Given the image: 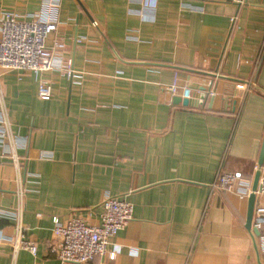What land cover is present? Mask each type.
I'll return each instance as SVG.
<instances>
[{"label":"crops","instance_id":"obj_1","mask_svg":"<svg viewBox=\"0 0 264 264\" xmlns=\"http://www.w3.org/2000/svg\"><path fill=\"white\" fill-rule=\"evenodd\" d=\"M44 1L0 0V11L33 14ZM57 1L45 42L54 67L0 74L10 130L0 142V264H61L52 218L95 224L107 194L130 202L132 219L111 239L113 258L84 264H264L245 227L248 196L212 188L218 170L253 176L257 165L264 0ZM175 76L190 92L208 88L205 98L174 103ZM40 78L49 99L37 94ZM17 222L35 254L13 251Z\"/></svg>","mask_w":264,"mask_h":264},{"label":"built area","instance_id":"obj_2","mask_svg":"<svg viewBox=\"0 0 264 264\" xmlns=\"http://www.w3.org/2000/svg\"><path fill=\"white\" fill-rule=\"evenodd\" d=\"M147 7H153L154 0H144ZM241 3L243 0H234ZM58 6L57 0H45L39 12L23 13L18 9L0 11V74L10 70H29L36 75L54 67V52L46 46V38L56 32L58 22L52 11ZM56 47L60 46L54 42ZM249 84V83H248ZM245 83H238L237 88H246ZM172 95L189 97L190 90L178 84L176 76L168 86ZM0 88V97H1ZM37 94L41 99L52 97L50 83L39 79ZM10 134L9 122L4 114L0 115V142ZM9 156L16 161L13 152ZM253 176L240 171L218 170L212 188L236 192L246 197L251 192ZM255 202L251 227L258 231L256 246L264 256V163L260 167L257 188L254 191ZM99 221L90 224L81 216H71L65 221L52 218L53 244L57 260L62 263L84 264L97 256L113 258L118 248L111 247V239L132 219V204L125 199L107 194L101 200ZM17 216V213L15 214ZM15 218V219H17ZM16 234L11 240L13 251L24 248L35 254L36 243L23 236L22 226L15 224Z\"/></svg>","mask_w":264,"mask_h":264},{"label":"water","instance_id":"obj_3","mask_svg":"<svg viewBox=\"0 0 264 264\" xmlns=\"http://www.w3.org/2000/svg\"><path fill=\"white\" fill-rule=\"evenodd\" d=\"M208 89V88H207ZM205 88H200L199 91L197 92H190L189 97H183L181 98L180 96H174L173 97V102L174 103H181L183 106H188L191 103L192 99H196L197 97L199 98V102H201L204 98L206 93H208V90ZM210 90V89H209ZM264 162V135L258 155V160H257V165L253 174L252 178V185H251V192L248 195L247 198V209H246V219H245V227L246 229L251 232V220H252V213H253V207H254V202H255V194L254 191L257 188L258 184V178L260 174V167L263 165ZM252 238H253V246L257 250L256 247V242L254 239V235H258V231L254 228H252Z\"/></svg>","mask_w":264,"mask_h":264}]
</instances>
